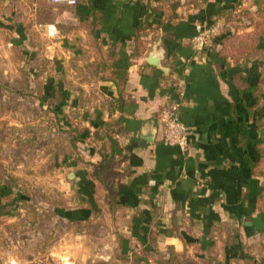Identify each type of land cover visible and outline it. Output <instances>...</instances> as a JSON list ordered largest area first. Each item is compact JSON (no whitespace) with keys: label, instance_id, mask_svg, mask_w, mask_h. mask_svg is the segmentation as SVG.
<instances>
[{"label":"crops","instance_id":"0c3cea01","mask_svg":"<svg viewBox=\"0 0 264 264\" xmlns=\"http://www.w3.org/2000/svg\"><path fill=\"white\" fill-rule=\"evenodd\" d=\"M5 1L9 0H0V14ZM252 1L80 0L68 6L28 0L12 22H0V28L8 31V36L0 34V43L25 41L38 49V42L54 38L68 61L66 68L53 73L43 67H22L24 83L8 76L14 84L0 83V97L6 87L23 89L26 104L40 109L37 118H53L44 113L55 104L53 113L63 120L61 124L65 115L59 108L70 110L65 106L67 89L73 91L72 98L83 93L87 100L86 113L77 120L79 139L66 127L56 135L62 141L69 135L71 151L62 162L74 171L70 182L79 186L78 196L94 200L95 205L57 213L73 222H92L104 211L97 204L104 203L113 221L115 248L97 253L98 259L87 248L85 257L65 251L71 241L80 242L75 236L58 243L56 255L64 259L75 253L79 261L74 264H145V256L150 264H165L173 251L172 264H264V84L258 91L250 89L264 73L263 61L252 62L256 52L246 60L239 43L251 42L249 37L225 41L217 33L204 44L193 42L205 29L222 26V16L239 2ZM140 23L146 27L141 38L148 49L132 56ZM262 41L257 44L261 51ZM101 61L110 67L96 73L92 65ZM113 68L127 71L121 93L113 80L102 78ZM64 71L78 75L69 88ZM10 97L17 98L15 93ZM171 103L179 104L189 127L186 152L162 141L160 117ZM104 121L122 148L115 167V199L107 196L94 174L95 165L111 148ZM242 123L248 128L245 140H241ZM1 181L0 176V186H6ZM10 256L1 255L0 264H7Z\"/></svg>","mask_w":264,"mask_h":264},{"label":"rangeland","instance_id":"374dc122","mask_svg":"<svg viewBox=\"0 0 264 264\" xmlns=\"http://www.w3.org/2000/svg\"><path fill=\"white\" fill-rule=\"evenodd\" d=\"M12 1L2 3L1 24L7 23L8 19L12 22L16 10L18 12L28 5V0ZM247 8H250L247 12L248 16L253 18V26L238 32L244 38L255 30H264V14L258 13L257 6H254L252 2H247L240 8V11H237V14H241L242 10L243 22L248 24L251 21L248 16L246 17ZM0 34L8 36L7 29L1 26ZM261 38L264 40V36ZM53 40L54 38H50L45 39V43L38 42V49L31 48L25 41L18 42V45L1 42L0 83L5 84L10 81L14 84L8 76L11 79L16 78L17 83H24V77L20 74L22 67L27 69L43 67L47 73H53L56 68H66L68 61L66 62L67 56L63 53L64 48ZM262 42L263 45L264 41ZM260 49L262 50L258 47L256 53L251 56L252 62L254 64L256 62L255 65L257 61L264 60L262 59L264 53L260 54ZM32 51L35 52L33 56L30 55ZM32 58H34L33 61H31ZM9 67L12 70L10 73H8ZM64 75L66 84L69 83L67 88L70 82L78 76L67 71H64ZM57 78L60 81L59 77ZM67 90L70 93L69 99H74L72 98L73 91ZM12 93L16 94V99L10 97ZM32 94H35V90ZM24 95L23 89L15 92L6 87L3 90V97H0V163H2L0 176L1 182L6 185L5 188L11 189V193L0 194L2 197L0 202V256L11 255L10 257L16 258L19 264H65V260L71 263L74 260L78 262L77 254L85 257L88 253H84V249L87 248L91 256L93 254L92 258L98 259L99 254L97 253L108 252L110 247L115 248L112 234L113 221L111 215L105 212L108 208L102 202L97 204V208L104 211L92 222L87 220L73 222L58 217L57 210L80 205L89 207L95 201L90 198L87 201L80 194L78 196L79 186H74L70 182L75 179V177L69 179V174L73 169L64 161L62 162V158L68 156L71 145L67 141L69 137L67 133L64 141L56 135L58 125H60V119L53 113L56 111V105L47 107L45 109L47 113H44L53 118H37L36 116L41 114L38 113L40 109L36 108V111L33 105H27ZM68 103L69 101L67 105ZM66 110L71 116L69 118H73L74 113L70 112L68 107ZM27 118L28 121L33 119V122L27 123ZM43 121L45 126H41ZM9 124L14 125L12 129L4 128ZM46 127H48V132L45 130ZM15 128L17 129L14 130ZM66 131L69 130L66 129ZM85 143L86 140L81 141L82 145ZM95 191L96 195L101 194L97 187ZM75 236L80 238V242L71 241ZM66 239L71 242L65 245V251H73L77 254H68L63 259L60 255H56L54 249L58 247V243H64Z\"/></svg>","mask_w":264,"mask_h":264},{"label":"trees","instance_id":"16d2710c","mask_svg":"<svg viewBox=\"0 0 264 264\" xmlns=\"http://www.w3.org/2000/svg\"><path fill=\"white\" fill-rule=\"evenodd\" d=\"M264 0H253L252 3L254 6H257V12L260 14H264ZM244 5L242 4V2H239L238 5L235 7L234 10L229 11L227 14H224L222 16V26H221V30L218 32L217 35H220L221 37H224L223 39L225 41L227 40H233V38H238L239 36H241L238 32L241 29H245V28H250L252 27V23H253V18L248 16V10H250V8L246 9V17L248 16V19L251 20L248 24L243 22L244 18L242 17V10H241V14H237L238 12H236L237 9L242 8ZM177 7V4L174 5V8ZM144 29H146V27H143V24L140 23L137 30H136V35H135V39H134V48L132 49V56H141L144 52H146V50L148 49V46L146 45V42L141 38L142 37V31H144ZM264 36V30H255L249 34H247L246 37H249V39L251 40V42H245V41H241L239 44H241V49L243 53H247L246 54V60H249V57L257 51V44L259 39ZM214 37V35H211L208 37V39ZM264 51V49H263ZM263 51H261L262 53H264ZM111 55H113V52H111ZM264 59V54H263V58ZM264 67V60H263V65ZM92 67L95 68V72L98 73L99 70L105 71L107 67H110L106 61H101L99 63H97L96 65H92ZM113 67V66H111ZM260 80L257 83V85L255 87H250V89H252L253 91H258L259 87H261L264 84V73L260 72ZM103 79H110L113 80L118 88H119V92H122V85L124 83H126L127 81V71L126 70H119V69H114L112 70L111 74L109 76H102ZM70 98V93L68 90H66L64 92V99L66 101L65 106L68 103V106H70V111L72 113H74V117L73 118H69L71 117L69 115V113L65 112V108H59V110L62 111V113L65 115V123L61 124V122H63V120H61L59 123L60 125L59 128H57V130H59L61 127H63V130L65 128L68 130H72L74 132H77V136L75 137L76 140L79 139V135L81 133V131H78V127H79V122L77 120H80L84 117V114L86 113V106L85 103L87 102V100L83 97V93H80L77 95L76 98L74 99H69ZM52 102H50L51 104ZM110 107L112 106V103H110L109 105ZM57 107V106H56ZM68 125V126H65ZM102 127L105 128V132L106 135L105 137H107L108 140H110L111 142V148L110 150L105 154L102 162L100 164L95 165L94 167V174L95 177L97 178L98 181L101 182L102 187L104 189V191L106 192L108 197H111L112 199H115L116 197V183L114 182L115 176L118 174L115 170V167L117 165V159L120 156V154L122 153V148L120 147L119 141L118 139L114 136V131L113 128L111 127L110 123H108L107 121H104L102 123ZM105 125V126H104ZM62 129V128H61ZM263 129V128H262ZM116 133V132H115ZM248 134V128L247 125L245 123L241 124V140H245ZM262 140L264 139V133L262 132L261 135ZM260 151V150H259ZM263 154V153H262ZM263 174V171H260ZM8 193H11V189H6L5 186H0V194L1 195H6ZM5 197V196H4ZM1 198L0 197V202H1ZM1 205V203H0ZM171 257L167 260H164L163 263L165 264H172L173 261H175V253L172 251L171 253ZM144 263L145 264H150V258L149 257H143ZM161 263V261H160Z\"/></svg>","mask_w":264,"mask_h":264},{"label":"built area","instance_id":"2783aa9c","mask_svg":"<svg viewBox=\"0 0 264 264\" xmlns=\"http://www.w3.org/2000/svg\"><path fill=\"white\" fill-rule=\"evenodd\" d=\"M53 3L76 6L80 0H50ZM221 30V24L205 29L193 38L196 46L204 44L208 37L217 34ZM162 141L169 146L178 147L186 152L190 146L189 127L184 123L179 112V104L171 103L165 108L160 117ZM7 264H19L16 258H10Z\"/></svg>","mask_w":264,"mask_h":264},{"label":"water","instance_id":"95a60500","mask_svg":"<svg viewBox=\"0 0 264 264\" xmlns=\"http://www.w3.org/2000/svg\"><path fill=\"white\" fill-rule=\"evenodd\" d=\"M69 176H70V178H73V177H74V174L71 173ZM66 264H73V263H71V262H66Z\"/></svg>","mask_w":264,"mask_h":264}]
</instances>
